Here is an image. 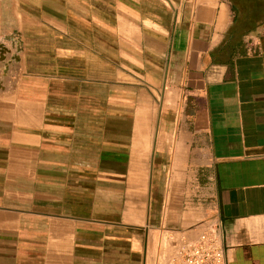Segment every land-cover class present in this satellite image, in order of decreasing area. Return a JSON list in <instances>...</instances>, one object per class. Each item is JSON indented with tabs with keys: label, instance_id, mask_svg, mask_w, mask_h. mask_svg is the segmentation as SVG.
Instances as JSON below:
<instances>
[{
	"label": "crops",
	"instance_id": "0c3cea01",
	"mask_svg": "<svg viewBox=\"0 0 264 264\" xmlns=\"http://www.w3.org/2000/svg\"><path fill=\"white\" fill-rule=\"evenodd\" d=\"M209 222L264 264V0H0V264H168Z\"/></svg>",
	"mask_w": 264,
	"mask_h": 264
},
{
	"label": "built area",
	"instance_id": "2783aa9c",
	"mask_svg": "<svg viewBox=\"0 0 264 264\" xmlns=\"http://www.w3.org/2000/svg\"><path fill=\"white\" fill-rule=\"evenodd\" d=\"M168 264H227L220 225L209 222L194 239L180 240Z\"/></svg>",
	"mask_w": 264,
	"mask_h": 264
},
{
	"label": "bare ground",
	"instance_id": "6f19581e",
	"mask_svg": "<svg viewBox=\"0 0 264 264\" xmlns=\"http://www.w3.org/2000/svg\"><path fill=\"white\" fill-rule=\"evenodd\" d=\"M106 130V129H105Z\"/></svg>",
	"mask_w": 264,
	"mask_h": 264
}]
</instances>
